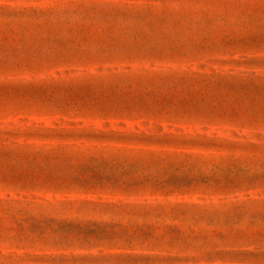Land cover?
<instances>
[{
	"label": "rangeland",
	"instance_id": "obj_1",
	"mask_svg": "<svg viewBox=\"0 0 264 264\" xmlns=\"http://www.w3.org/2000/svg\"><path fill=\"white\" fill-rule=\"evenodd\" d=\"M0 264H264V0H0Z\"/></svg>",
	"mask_w": 264,
	"mask_h": 264
}]
</instances>
